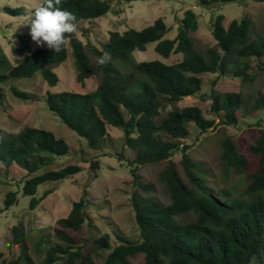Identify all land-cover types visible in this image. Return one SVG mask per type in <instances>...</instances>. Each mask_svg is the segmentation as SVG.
Listing matches in <instances>:
<instances>
[{
    "label": "trees",
    "instance_id": "1",
    "mask_svg": "<svg viewBox=\"0 0 264 264\" xmlns=\"http://www.w3.org/2000/svg\"><path fill=\"white\" fill-rule=\"evenodd\" d=\"M133 1L138 0H62L61 7L74 13L80 23L105 16L114 4ZM197 1L211 7L240 0ZM256 1L264 3V0ZM6 12L18 15L23 10L6 8ZM224 21L223 14L212 18L211 32L216 47L205 53L196 48L193 34L199 30L200 23L198 15L190 9L179 21L174 39L165 38L169 27L159 18L142 30L111 31L101 47L85 44L75 33L60 53L42 47L26 53L15 64L0 44V97L2 86L9 80L31 78L37 72L49 86L57 85L59 76L53 68L71 54L79 84L84 85L95 70L100 73L101 83L96 90L85 94L49 93L48 109L84 138L93 151L114 142L110 126L121 129V147L113 153L130 168L133 185L146 193L151 186L141 181L140 168L165 163L160 178L169 194V204H162L152 196L133 194L140 240L117 235L119 244L112 248L110 236L106 234L94 239L93 251H85L74 235L89 219L84 191L80 200L73 203L70 213L57 221L55 240L40 264L60 261L95 264L93 256L103 249L111 250L106 264H132L130 259L140 254L144 255L140 264H264V130H260L249 148L252 159L239 151L233 137L227 136L222 142L227 174L243 177L247 183L241 194L210 182L208 172L191 158L190 146L184 144L191 136V126L204 135L216 127H237L243 115L264 110L262 94L252 101L241 92L220 93L215 88L218 80L229 74L243 84L255 81L257 74L253 72L252 61L264 59V31L250 36L252 21L247 16L231 21L228 26ZM155 42V51L162 57L182 54L183 59L166 64L159 60L137 62L133 58L135 51H145L148 44ZM20 45L30 48L22 39ZM21 51V48H12L14 56ZM104 52H109L112 59L106 66L98 67L96 59ZM89 53L95 58V64ZM256 67L264 72V63L259 62ZM209 73L218 74L209 93L214 119H207L197 106L165 113L169 105L198 94L203 86L201 76ZM12 91L16 97L29 99L26 92L14 87ZM178 152L182 156L180 166L184 176L172 159ZM69 153L67 141L52 131L26 127L10 133L0 128V164L7 174L14 166L27 172L22 193L31 196V209L51 193L46 191L38 198L36 194L41 185L69 179L82 171L78 165H68L39 173L55 157ZM100 168L98 161L91 163L93 171ZM18 194V191L6 194V210L18 204ZM13 233L24 264H36L27 252L23 228L15 226Z\"/></svg>",
    "mask_w": 264,
    "mask_h": 264
},
{
    "label": "rangeland",
    "instance_id": "2",
    "mask_svg": "<svg viewBox=\"0 0 264 264\" xmlns=\"http://www.w3.org/2000/svg\"><path fill=\"white\" fill-rule=\"evenodd\" d=\"M41 0H0V44L15 64L26 53H32L42 48L31 39L29 11ZM6 8L21 9L22 14H10ZM193 10L199 18V30L193 34L196 48L205 53L216 47V41L211 32L212 18L223 14L225 26L231 21L239 20L244 16L251 19L250 36L264 31V3L256 0H240L226 4H216L206 7L197 0H138L114 4L105 16L94 20H84L78 23L76 35L85 43L97 47L108 41L109 33L117 30L124 32L134 28L142 30L152 25L157 19L163 18L169 27L166 39H174L178 33L179 21L184 17L186 10ZM29 43L30 48L20 45V40ZM155 43L147 45L145 51H135L132 56L137 62L159 60L166 64H174L183 59L182 54H173L164 58L155 51ZM21 48L22 51L14 56L12 48ZM93 64L95 58L91 53ZM264 59L252 61L253 72L257 74L255 81L243 84L239 78L232 75L221 77L216 85L220 93L241 92L252 101L260 94L264 96V72L257 70L258 63ZM53 70L59 76L55 86H49L40 72L31 78L12 79L2 86L0 97V128L10 133H17L26 127H37L52 131L58 137L64 138L70 153L55 157L53 161L40 169L39 173L50 169L59 170L68 165H78L82 168L75 176L60 182H48L41 185L36 196L41 197L46 191L51 193L35 208H30L31 196L22 193V182L28 176L17 166L10 173L5 172L0 164V264H24L20 246L14 242L13 228L21 226L26 235L27 252L36 264H40L46 255L47 248L53 243L54 227L57 221L66 217L75 201L80 200L83 192H87L88 222L83 228L75 232L85 251H93L94 239L109 235L111 247L119 244L117 235L130 240H140V231L135 219V210L132 204L133 194L140 197L152 196L162 204H169L170 197L160 174L165 163L147 164L139 170L143 183L151 186L146 193L133 185L130 168L126 163L118 161L114 150L121 147L123 132L121 129L110 126L109 132L114 142L104 146L99 151L91 150L84 138L69 129L47 106L49 93L60 94L66 91L89 93L97 89L101 83L100 73L95 70L85 81L84 85L77 82V72L72 55ZM218 74H204L202 90L182 101L169 105L165 111L183 109L189 106L199 107L207 119H214L210 112L211 100L209 93L213 80ZM26 92L29 99H22L13 94L12 88ZM165 115V114H164ZM237 127H216L201 135L200 131L191 126V136L184 141L190 146L191 158L208 172L210 182H216L219 188L233 190L241 194L246 188V181L234 173L227 174L222 160V142L227 136L237 142L239 151L248 159H252L250 146L259 137L260 130H264V110L243 115ZM218 123V119H216ZM181 154L173 156L180 173ZM98 161L101 168L98 171L91 169V163ZM200 175H203L199 172ZM9 191H18L19 202L8 210L5 209V197ZM111 250H98L93 256L95 264H106V257ZM132 264L144 261L140 254L130 259ZM56 264H67L60 261ZM74 264H80L79 261Z\"/></svg>",
    "mask_w": 264,
    "mask_h": 264
},
{
    "label": "clouds",
    "instance_id": "3",
    "mask_svg": "<svg viewBox=\"0 0 264 264\" xmlns=\"http://www.w3.org/2000/svg\"><path fill=\"white\" fill-rule=\"evenodd\" d=\"M62 0H41L30 9L28 21L29 35L38 47H47L54 53H60L78 31L79 25L74 13L61 7ZM112 57L104 52L96 59V65L106 66Z\"/></svg>",
    "mask_w": 264,
    "mask_h": 264
}]
</instances>
